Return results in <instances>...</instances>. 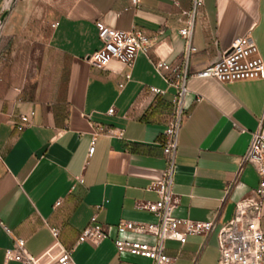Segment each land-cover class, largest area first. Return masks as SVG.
<instances>
[{
	"label": "crops",
	"instance_id": "1",
	"mask_svg": "<svg viewBox=\"0 0 264 264\" xmlns=\"http://www.w3.org/2000/svg\"><path fill=\"white\" fill-rule=\"evenodd\" d=\"M190 1L139 0L133 7L130 0H17L0 14V223L11 232L6 236L0 229V264L15 238L24 241L35 264H53L72 248L74 264H150L117 252L113 241L153 244L154 238L117 234L115 227L156 220L135 204L157 200L147 187L164 168L160 145L174 89L152 65L180 61L179 12ZM96 21L158 34L147 55H135L130 70L114 60L98 69L84 61L101 45ZM246 33L264 64V0H203L191 29L195 52L185 64L187 115L174 153L178 205L172 214L214 221V227L208 235L187 236L182 245L164 241L167 255L176 257L173 264H217L218 230L258 184L255 169L241 158L264 117V79L221 84L192 76ZM149 86L164 94L130 114ZM19 115L29 117L21 131L15 129ZM91 125L122 135L97 136L87 158ZM92 215L106 227V239L74 247ZM259 225L264 237V198Z\"/></svg>",
	"mask_w": 264,
	"mask_h": 264
},
{
	"label": "built area",
	"instance_id": "2",
	"mask_svg": "<svg viewBox=\"0 0 264 264\" xmlns=\"http://www.w3.org/2000/svg\"><path fill=\"white\" fill-rule=\"evenodd\" d=\"M17 0H0V14L8 12ZM133 7H137L139 0H130ZM203 0H191L187 10L179 12V22L184 27L177 30L183 40V50L180 61L166 63L159 59L153 63V70L161 77L163 82L174 89L170 100L171 110L168 121L162 132L161 156L164 168L160 178L152 182L147 189L153 191L156 201H144L135 204V208L145 211L155 217L153 223H140L122 221L116 227V233L125 232L147 235L154 238L153 244L133 243L122 240H114L113 245L117 252L146 258L150 264H173L175 256H169L164 247V241H176L180 245L190 235H208L214 221H193L180 219L173 216V210L178 205V197L172 192V176L174 172V153L177 144L179 129L187 115L185 106V87L190 77L185 71L188 58L195 52L191 46V29L195 15L201 9ZM1 24V22H0ZM96 36L101 43L100 47L84 57V61L98 69H103L111 60H114L127 69H131L135 55L142 53L147 55L153 47L156 36L146 35L140 31H119L105 26L101 21L94 23ZM194 77L211 78L218 83H233L264 79V64L258 56L257 48L248 33L236 37L230 45L217 53V56L204 69L196 72ZM130 77L129 72L124 74L125 80ZM164 91L155 87H147L143 96L130 106V114L140 110L148 104L153 97L162 96ZM112 108L106 111L111 115ZM32 113L29 114L31 116ZM17 131L29 126V117L18 116ZM93 133L87 148L86 157H90L94 149V140L99 135L121 138V130H103L97 125H91ZM1 161V155H0ZM241 163L250 164L258 175L257 187L250 191V195L238 201L234 206L232 218L220 227L216 236L218 251L217 264H264V237L259 225L260 209L264 198V117L258 123L255 132L251 134L248 147L241 158ZM76 182L82 183L81 176L75 177ZM58 202L56 203V205ZM100 207L97 206L96 209ZM1 231L10 236V230L0 223ZM52 237L57 236L55 229H50ZM107 237V230L96 222L92 215L88 224L78 233L74 247L82 243L97 245ZM72 249L62 250L53 264H74L71 259ZM14 262L16 264H35L34 258L24 249L22 239H12L10 247L3 251V263Z\"/></svg>",
	"mask_w": 264,
	"mask_h": 264
}]
</instances>
